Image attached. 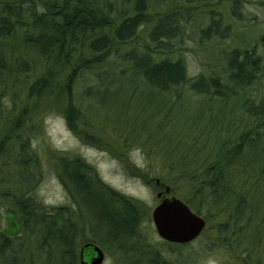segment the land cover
<instances>
[{
  "label": "trees",
  "instance_id": "trees-1",
  "mask_svg": "<svg viewBox=\"0 0 264 264\" xmlns=\"http://www.w3.org/2000/svg\"><path fill=\"white\" fill-rule=\"evenodd\" d=\"M222 1L197 0L211 6ZM188 2L193 0L183 3ZM240 2L226 0L224 4V10L238 20L242 16ZM151 5L150 0H0V118L3 120L0 184L8 180V153L16 158L12 168L24 172L28 180L25 186H18L20 182H10L14 189H10L9 195L3 194L9 199L12 210L9 212L15 213L19 234L24 230L35 237V251H44L47 261L77 264L74 254L65 252L69 247L62 234L53 232V225L59 221V209L53 213V208L40 211L33 204L35 200L25 198L33 185L28 170L38 166L37 155L30 153L31 135L39 129L42 113L54 108L62 113L71 130L75 131L79 125L99 128L84 114L83 103L77 100V90L88 99L95 88L108 89L112 83L111 74L117 72L118 77L127 76L129 61L140 55L147 65L140 64L139 70L147 67L153 71L152 77L165 82L162 92L170 94L172 101H176L182 87L186 91L184 87L187 86L190 91L209 100H224L230 91V98L244 96L250 110L249 122L234 124L237 130L234 138L212 142L207 154L202 156L199 153L191 161L188 154L182 152L175 156L172 152L158 151L151 147L150 142L140 141L132 132L125 134L116 128L99 129L105 133L111 131L110 136L114 135V141L119 145L121 141L124 148L133 143L143 149L151 166L149 174L155 182L158 181L161 190L169 187V193H172L175 184L188 185L189 192H183L182 197L191 210L205 220L200 236L210 232L225 245L231 244L237 264H264V96L256 103L245 96L252 85L264 80V58L261 60V52L255 45L247 47L244 44L228 51L221 48L227 52V57L220 69L212 66L217 74L209 77L199 74L188 79L182 59H173L168 48L173 38L180 37L179 22L186 24L188 17L180 15L183 11L178 5L154 13ZM204 15L208 21L204 27H198L194 35L199 43L213 39L220 43L228 36L234 40L236 32H230L229 24L222 25L221 14L215 17L208 12ZM158 18L165 19L160 33L155 27ZM141 25L143 30L139 28ZM139 31H146V37L154 42L157 50L146 43H139ZM258 38L254 42H261L264 49V30ZM155 52L160 55V60L153 58ZM174 90L176 94L173 96ZM4 102L10 107L3 106ZM255 147L257 153L252 155ZM50 153L52 167L71 198L67 209L71 223L67 213L63 216L61 211L60 214V221L68 222L70 230L85 228L88 233H97V244L106 251L113 248L119 264L197 263L196 259L186 257L182 249L200 236L186 244L163 240L157 244L150 243L147 237L141 236L139 229L142 219L149 223L147 208L143 210V218L135 215L136 218L130 216L128 220L117 219L101 208L92 196V190L96 188L105 190V194L116 195L113 190L106 192L94 172L86 174L84 169L88 166L80 158L69 160L57 152ZM74 169L81 173L74 174ZM119 197L121 201L127 200L125 203L129 201L133 207L132 203L138 205V201ZM85 208L90 210L92 221L96 223L93 228L85 219ZM39 224L42 234L37 230ZM5 236L6 232L1 229L0 261H3L0 264L9 263L4 262V257L13 258L14 255L15 259L26 242L19 244L16 251L11 250L12 242H6ZM204 244L207 249H213V243L208 240L205 239ZM119 252L130 254V262ZM30 255L28 260L32 264L34 258Z\"/></svg>",
  "mask_w": 264,
  "mask_h": 264
},
{
  "label": "rangeland",
  "instance_id": "rangeland-1",
  "mask_svg": "<svg viewBox=\"0 0 264 264\" xmlns=\"http://www.w3.org/2000/svg\"><path fill=\"white\" fill-rule=\"evenodd\" d=\"M184 1L150 0V3L153 7V13L170 7L176 8L178 5L179 10L183 11L180 15L188 17L186 24L182 25L179 22L178 35L180 37L173 38L168 45L171 52L170 56L173 59L179 57L182 59L188 79H193L199 74H204L206 77L217 74V70H214L213 67L218 69L219 66L224 65L227 57V52L221 48H226L228 51L233 47H242L244 44H247V47L255 45L257 51L261 52V60H263L264 49L260 44L261 42L257 44L254 41L259 39V34L264 30V0H246L245 3L241 0L239 11L242 16L241 19L239 18L240 20L233 18L231 13L224 10L226 0H223L221 4H213V6L210 3L204 5L197 0L188 3H183ZM208 12H211L215 17L222 15V25L227 23L230 25V32L232 34L236 32L234 40L228 36L220 43L215 39L203 43L197 41L194 35L198 27L206 25L208 18L204 13ZM164 22V18L157 19L155 24L157 33L163 30ZM139 28L143 30V25ZM145 32L140 33L139 31V43H146L155 50L157 47H155L154 42H150ZM153 58L158 60L160 55L155 52ZM142 63H145L143 56L138 55L131 58L128 63L129 72L127 76L118 77L117 72H113L111 74L112 83L108 86L109 88H95L92 90V97H87L88 99L77 90V100L82 101L84 114L89 117L92 124L100 126L99 128H116L125 134L132 132L131 134L140 141L150 142L151 147L158 151L172 152L175 156L182 152L188 154V159L191 161L199 153L202 156L207 154L212 142L221 141L223 138H234L237 133L236 128L233 127L234 124L246 120L249 122L248 113L250 110L244 96L238 95L230 98L231 93L227 91L228 95L224 100H209L207 97L190 91L189 86H187L184 87L187 90H183L182 87L181 95L176 101H172L170 94L162 92L166 85L165 82L152 77L154 73L147 67L139 70V65ZM262 71L264 72V67ZM223 81L225 82V80ZM260 81H258L259 84L252 85L250 90L245 93V96L253 99L254 103L264 96V80L262 83ZM175 90L172 91L173 96L176 94ZM4 103L3 106L8 105L6 102ZM8 107L10 106L8 105ZM0 122V131L2 132L3 120L1 118ZM99 128L79 125L74 131L67 127L65 118L56 108L43 112L40 127L34 135H31L29 142L30 153L37 155L38 166L28 170L31 172L33 185L31 190L25 194V198L35 200L33 204L40 211L43 208L47 210L53 208L51 211L53 213L59 209V221L53 225V232L55 234L69 233V223L63 219L60 221V214L61 211H63V216L67 213L71 198L59 181L54 167H52L50 152H57L69 160L73 157L75 159L80 158L88 166L84 172L89 175L94 172L102 181L106 192L110 189L116 194L112 195L110 192L105 194L103 192L105 190L102 191L95 187L96 189L92 190V196L96 203L121 220H128L130 216L136 218L135 215H140L143 218L145 217L142 214L143 210L147 208L150 220L147 223L142 219L139 223L141 236L147 237L150 243L162 242L151 219L152 209L159 202L157 197L159 189L156 187L154 177L149 174L148 170L151 166L146 154L143 149L133 143L125 148L122 147L121 141L119 145L114 141L115 136H110L111 131L105 133ZM33 150L35 152H32ZM256 153L255 147L252 155H256ZM8 155L10 157L6 162V171L9 173L6 175L10 181L6 180L5 184H0V230L4 229V231L5 214L12 210L9 206V199H6L3 194L9 195L10 189H14V185L10 183L12 181L20 182L18 186H25L28 183L24 172L12 168L16 158L9 153ZM73 171L76 175L81 173L79 169ZM174 188L172 194L181 200H183V192H189L188 185L181 183L175 184ZM119 196H125L131 201H138V205L132 203L135 206L133 207L129 201L128 203H125L127 200L121 201ZM83 211L91 228L95 227L96 223L92 221L90 210L85 208ZM46 213L50 214L49 212ZM13 214L15 215V213ZM69 215L70 212L67 213L66 217L71 223ZM40 227H42L41 224L38 225L37 230L38 233L42 234ZM147 229L150 231L146 232ZM78 232H81V236L85 239L89 237L99 239L97 233H88L85 228L78 229ZM12 238L13 249H16L24 240L26 241L20 254L16 255L15 263L31 264L28 260L29 254H32L30 257L34 258L32 264L56 263L55 261H47L44 251L43 253L35 251L37 244L35 237L29 236L24 230L19 236ZM205 239L213 243L214 250L205 247ZM78 240V236L74 239L68 237L65 242L74 246ZM222 242L210 232H204L189 247H184L182 253L191 260L196 259V264H237L235 261L236 253L231 244L225 245ZM158 247L162 248V246ZM108 252L104 263L119 264L113 248L108 249ZM119 254L125 256L130 262V254L126 255L122 252ZM7 259L9 258L4 257V262L12 264V260L6 261Z\"/></svg>",
  "mask_w": 264,
  "mask_h": 264
},
{
  "label": "water",
  "instance_id": "water-1",
  "mask_svg": "<svg viewBox=\"0 0 264 264\" xmlns=\"http://www.w3.org/2000/svg\"><path fill=\"white\" fill-rule=\"evenodd\" d=\"M163 192L168 194L169 187H165ZM151 218L158 236L170 243L190 242L205 227L204 218L193 212L185 202L175 196L162 197L153 208ZM5 221L8 234L15 235L20 231V226L13 213H7ZM93 250L95 255L87 261H81V264H100L102 262L103 254L99 248L94 247Z\"/></svg>",
  "mask_w": 264,
  "mask_h": 264
},
{
  "label": "flooded vegetation",
  "instance_id": "flooded-vegetation-1",
  "mask_svg": "<svg viewBox=\"0 0 264 264\" xmlns=\"http://www.w3.org/2000/svg\"><path fill=\"white\" fill-rule=\"evenodd\" d=\"M156 185H157V197H158V201L161 200L162 197L166 196V194H164V192L161 191V187L159 186L158 181H156ZM158 193H160V196H158ZM172 195L174 196L172 193H168L167 195ZM176 197V196H175ZM4 222H5V232H6V236H5V241L6 242H12L11 243V250L13 248V238L12 237H16L19 236V232L15 235H10L7 233L6 231V221H5V217H4ZM75 223V221H73ZM79 229V228H78ZM78 229L73 228L69 231V233H64L62 234V236L64 237V239L66 240L68 237H72L73 239L75 237H79V240L75 243V245L73 246L72 244H68V251L65 250V252L67 253H72L75 256V263L77 264H81V261L85 260L87 261V259L92 258L95 255V252L93 250L94 247H98L99 250L101 251V253L103 254V260L100 264H105V260H106V254L108 255V251H106L101 245L97 244V240L96 238H83L81 236V232H78ZM87 245V246H86ZM16 251V249H14ZM9 260H12L11 263L13 264H18L15 263L14 258H9ZM8 261V260H7ZM4 264H9V263H4Z\"/></svg>",
  "mask_w": 264,
  "mask_h": 264
}]
</instances>
